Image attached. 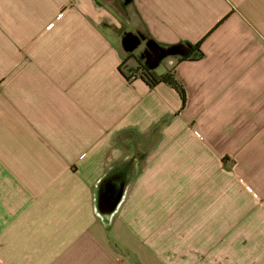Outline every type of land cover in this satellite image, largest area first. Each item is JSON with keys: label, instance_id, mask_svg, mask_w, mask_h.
<instances>
[{"label": "crops", "instance_id": "crops-1", "mask_svg": "<svg viewBox=\"0 0 264 264\" xmlns=\"http://www.w3.org/2000/svg\"><path fill=\"white\" fill-rule=\"evenodd\" d=\"M0 264H264V0H0Z\"/></svg>", "mask_w": 264, "mask_h": 264}, {"label": "trees", "instance_id": "trees-1", "mask_svg": "<svg viewBox=\"0 0 264 264\" xmlns=\"http://www.w3.org/2000/svg\"><path fill=\"white\" fill-rule=\"evenodd\" d=\"M132 49L133 48L128 49V54H126L123 62L119 66V71L127 79V81L131 83L135 80L140 79L145 82L151 89L155 88L159 84H166L173 88L179 94L182 102V108H184L187 102L186 91L183 85L176 78L175 68H173L166 74L158 75L155 71L151 70L146 65V63L139 55L133 53ZM158 54V56H160V53ZM203 56L204 54L201 51V43H198L192 48L190 53L181 57L178 62L197 61L203 58ZM132 61L135 63V66L129 65V63Z\"/></svg>", "mask_w": 264, "mask_h": 264}, {"label": "rangeland", "instance_id": "rangeland-1", "mask_svg": "<svg viewBox=\"0 0 264 264\" xmlns=\"http://www.w3.org/2000/svg\"><path fill=\"white\" fill-rule=\"evenodd\" d=\"M136 34L137 35H135V36L131 35V34L126 36L122 40L123 44H124V41H125L126 44L131 43V41H132V45L141 44V46L143 47L142 49H144L143 52L139 51V54H137V52L135 53V51L134 52L132 51V52L137 54V55H140V53H141L143 55V57H146V58H144L145 60H148V61L151 60V58H148V57H151L150 54H156V53L158 54V53H160V56L164 57V56H167V55L170 56V55L178 54L181 51V50L174 49V48H171V47H164V46L157 45L146 34H143V33H136ZM126 51H127V49H126ZM126 54H128V53H126ZM129 65L135 66V63L132 61V62L129 63Z\"/></svg>", "mask_w": 264, "mask_h": 264}]
</instances>
